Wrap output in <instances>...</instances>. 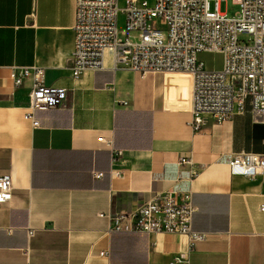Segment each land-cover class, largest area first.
Here are the masks:
<instances>
[{"label": "crops", "instance_id": "obj_1", "mask_svg": "<svg viewBox=\"0 0 264 264\" xmlns=\"http://www.w3.org/2000/svg\"><path fill=\"white\" fill-rule=\"evenodd\" d=\"M73 21L74 0H0V175L12 181L0 264H169L186 236L109 230V216L164 190L191 193L192 228L206 234L188 264H264V178L228 167L237 152L264 153L249 103L223 121L203 115L195 131L192 75L138 73L105 52L103 68L73 78ZM13 65L44 67L46 83L67 90L34 111L36 127L24 117L30 81L14 87Z\"/></svg>", "mask_w": 264, "mask_h": 264}, {"label": "built area", "instance_id": "obj_2", "mask_svg": "<svg viewBox=\"0 0 264 264\" xmlns=\"http://www.w3.org/2000/svg\"><path fill=\"white\" fill-rule=\"evenodd\" d=\"M232 1L238 6L233 15L220 10V0H74L71 76L103 68L109 50L115 66L138 73L189 72L195 131L203 115L223 121L242 113L247 102L252 119L264 123V0ZM119 15L124 17L121 26ZM203 53L218 54L220 66L207 67L200 58ZM9 78L16 88L30 81L24 117L34 127L38 125L34 111L57 107L67 95L65 88L46 83L45 69L38 65H13ZM117 155L113 151V159ZM178 164L192 165V161L179 157ZM228 167L232 175L264 178V153L237 152ZM102 175L93 172L95 178ZM11 195L10 174L0 175V204ZM260 210L264 211V204ZM194 212L190 192L164 190L133 211L109 216V230L184 235L187 252L173 256L169 264H188V254L206 239L205 233L192 228ZM32 234L29 228L28 237Z\"/></svg>", "mask_w": 264, "mask_h": 264}, {"label": "rangeland", "instance_id": "obj_3", "mask_svg": "<svg viewBox=\"0 0 264 264\" xmlns=\"http://www.w3.org/2000/svg\"><path fill=\"white\" fill-rule=\"evenodd\" d=\"M219 8L222 12H226L228 15H233L238 10V6L235 3H233L232 0H220ZM123 18H124L123 15H119V26L122 25ZM200 58L209 68H218L221 63V59L218 54L203 53L200 55Z\"/></svg>", "mask_w": 264, "mask_h": 264}, {"label": "bare ground", "instance_id": "obj_4", "mask_svg": "<svg viewBox=\"0 0 264 264\" xmlns=\"http://www.w3.org/2000/svg\"><path fill=\"white\" fill-rule=\"evenodd\" d=\"M106 52H108L110 54V51L109 50H106ZM177 73H187L189 75H191L189 72L187 71H176Z\"/></svg>", "mask_w": 264, "mask_h": 264}]
</instances>
